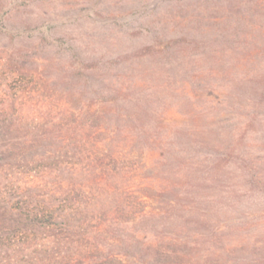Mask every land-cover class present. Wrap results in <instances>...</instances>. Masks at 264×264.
<instances>
[{
  "label": "rangeland",
  "instance_id": "rangeland-1",
  "mask_svg": "<svg viewBox=\"0 0 264 264\" xmlns=\"http://www.w3.org/2000/svg\"><path fill=\"white\" fill-rule=\"evenodd\" d=\"M204 86L212 92L196 96ZM117 91L122 106L136 100L166 125L194 120L211 141L236 144L225 179L241 196H231L223 220L263 246L264 0H0V264H67L83 252L61 249L57 259L58 249L42 251L39 233L25 236L24 201L34 205L41 181L93 189L83 216L114 240L104 250L119 249L133 233L152 239V222H134L156 205L138 204L133 193L111 197L76 158L83 121L100 116L96 106ZM219 100L225 103L215 111L225 118L208 128L209 115L197 113ZM58 130L66 152L59 161L52 156ZM204 152L193 161L207 163ZM158 154L144 158L152 163ZM110 264L130 263L116 257Z\"/></svg>",
  "mask_w": 264,
  "mask_h": 264
},
{
  "label": "trees",
  "instance_id": "trees-1",
  "mask_svg": "<svg viewBox=\"0 0 264 264\" xmlns=\"http://www.w3.org/2000/svg\"><path fill=\"white\" fill-rule=\"evenodd\" d=\"M212 89L211 86L196 87V96L206 95ZM119 92L112 100L104 98L100 109L96 106L100 116L91 112L83 121L86 134L78 140L83 149L76 158L82 163L79 167L87 170L91 180L97 179L100 189L107 188L111 197L120 199L124 193H133L138 197V204L145 200L156 205L154 211L137 215L134 222H152V239L133 233L131 239L123 238L124 244L119 249L116 246L104 250L103 244L114 240L109 242L101 231L88 228L83 216L86 194L93 189L69 190L62 183L43 181L37 185L38 198L34 205L24 201L21 225L25 236L39 233L42 251L58 249L53 251L57 259L62 258L58 253L61 249L83 248V252H75L67 264H110L116 257L130 264H264V245L249 244L238 227L224 221L226 210L232 207L231 196H241L225 179L228 162L239 154L234 155L236 144H231L230 139L211 141L210 131L199 129L194 120L189 123L185 119L183 125H166L162 117H153L148 106L142 107L136 100L122 106L116 96ZM256 92L255 88L252 94ZM223 103L209 101L203 110L200 108L199 117L209 115L203 125L219 126L225 117H218L215 110ZM59 123L62 122L57 124L59 129L67 127V123ZM205 133L209 136L201 135ZM61 135L58 130L59 146L52 155L58 161L66 154L61 151L65 145ZM172 141L181 144V150L171 152L168 145ZM156 151L159 154L152 163L144 158L147 153ZM202 152L208 162L193 161L194 158L199 160ZM237 167L243 168V165ZM55 169L60 170L57 165ZM116 179H121L119 184ZM99 198L94 199V206Z\"/></svg>",
  "mask_w": 264,
  "mask_h": 264
}]
</instances>
